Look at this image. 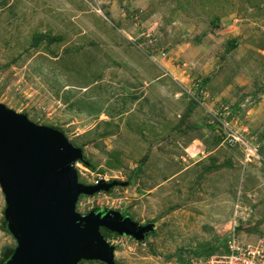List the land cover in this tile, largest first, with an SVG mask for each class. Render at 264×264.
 <instances>
[{
  "label": "rangeland",
  "instance_id": "obj_1",
  "mask_svg": "<svg viewBox=\"0 0 264 264\" xmlns=\"http://www.w3.org/2000/svg\"><path fill=\"white\" fill-rule=\"evenodd\" d=\"M0 103L79 146L96 168L75 163L79 182H127L75 205L153 223L142 242L102 233L118 264L264 241V0H0Z\"/></svg>",
  "mask_w": 264,
  "mask_h": 264
},
{
  "label": "water",
  "instance_id": "obj_2",
  "mask_svg": "<svg viewBox=\"0 0 264 264\" xmlns=\"http://www.w3.org/2000/svg\"><path fill=\"white\" fill-rule=\"evenodd\" d=\"M82 150L55 126L37 124L0 103V191L4 228L14 240L0 264H118L99 228L142 242L154 225L121 210H75L77 199L127 182L85 184L74 164Z\"/></svg>",
  "mask_w": 264,
  "mask_h": 264
},
{
  "label": "built area",
  "instance_id": "obj_3",
  "mask_svg": "<svg viewBox=\"0 0 264 264\" xmlns=\"http://www.w3.org/2000/svg\"><path fill=\"white\" fill-rule=\"evenodd\" d=\"M225 126V124H223ZM224 140L229 145L241 142L245 145L244 156H257L256 145L250 146L236 133H228ZM192 264H264V241H258L255 244L237 245L233 238L226 241L225 248L219 252H212L206 256H200Z\"/></svg>",
  "mask_w": 264,
  "mask_h": 264
},
{
  "label": "trees",
  "instance_id": "obj_4",
  "mask_svg": "<svg viewBox=\"0 0 264 264\" xmlns=\"http://www.w3.org/2000/svg\"><path fill=\"white\" fill-rule=\"evenodd\" d=\"M46 38L47 41H52V40H55L56 38L54 36H50V35H44L42 33H37L35 35L32 36V39H31V45H35L38 43V41H40L41 39L43 38ZM227 48L231 49L232 47L235 46V40L234 39H229L227 41ZM191 109V105L187 106V110L185 111V113H188ZM59 129V128H58ZM113 154L112 153H109L108 156H112ZM77 162H80L85 168L89 169L90 171H94L96 170L95 166L84 156L82 155V159L78 160ZM108 162H106V165H107ZM2 227H4V219H3V225ZM101 232V231H100ZM102 233V232H101ZM151 234V232L149 233ZM107 235H110L109 233H107ZM12 248L10 247H4L2 252H1V259H0V263H1V260L2 258L11 250ZM213 251H208L206 250V253L205 255H208L210 253H212ZM200 253V252H198ZM81 261V260H80ZM80 261L78 262V264H80Z\"/></svg>",
  "mask_w": 264,
  "mask_h": 264
},
{
  "label": "flooded vegetation",
  "instance_id": "obj_5",
  "mask_svg": "<svg viewBox=\"0 0 264 264\" xmlns=\"http://www.w3.org/2000/svg\"><path fill=\"white\" fill-rule=\"evenodd\" d=\"M110 188H111V187H110ZM110 188H109V189H110ZM92 209L96 210L97 208H92ZM104 209H105V208H101V212H103ZM119 210H121V213H122L123 216L128 215V214L124 213V210H123V209H119ZM138 223H139V222H138ZM146 223H148V222H144V223H142V224H146ZM139 224H141V223H139ZM99 230H100L102 233H104V234L109 233L110 235L118 236V235H115V234L112 233V232L106 231V230L103 229V228H99ZM102 233H101V234H102ZM130 238H131V237H130ZM107 241H108V240H107Z\"/></svg>",
  "mask_w": 264,
  "mask_h": 264
}]
</instances>
